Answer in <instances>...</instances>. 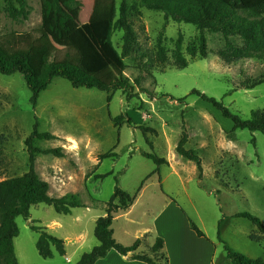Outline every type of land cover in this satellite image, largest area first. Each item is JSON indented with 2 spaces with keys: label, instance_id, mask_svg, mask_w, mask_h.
<instances>
[{
  "label": "rangeland",
  "instance_id": "1",
  "mask_svg": "<svg viewBox=\"0 0 264 264\" xmlns=\"http://www.w3.org/2000/svg\"><path fill=\"white\" fill-rule=\"evenodd\" d=\"M63 1L76 17L69 23V31L89 21L94 0ZM117 1L120 4L122 0ZM28 4V20L14 21L6 13V0H0V36L33 32L40 37L30 54L31 64L39 74L45 58L62 59L74 47L67 35L55 40L43 30L40 0H28ZM128 4L137 5L129 16L136 42L132 55L125 59L126 76L133 84L140 81L132 92L108 94L96 89H74L69 81L56 78L41 94L35 111L23 75L0 73V182L29 172L25 142L37 117L40 132L51 133L56 139L37 141L35 146L42 150L62 148L65 156L38 154L36 172L50 185L51 197L76 195L85 205L71 215H60L53 207L39 204L31 208L29 220L19 217L20 235L14 240L19 264H77L83 254L99 244L94 235L96 221L104 216L117 183L130 194L137 193L146 180L153 188L159 183L157 166L142 155L150 151L140 130L142 126L157 130L158 137L149 135L154 152L169 162L159 173L163 188L181 204L185 203L186 193L191 196L219 253L226 252L218 237L220 223L221 239L229 248L253 259H264V244L250 239V235L259 232L258 228L247 219L235 217L250 213L264 224V135L248 130L232 132V121L191 95L198 90L248 120L253 111L264 110V84L252 90L242 87L264 75V60L225 63L216 55L225 46L224 38L209 31L204 32L208 58L192 59L187 47L199 38L195 26L167 22L163 13L140 6L139 0H128ZM180 34L188 62L185 69H179L174 59ZM161 35L165 61L158 54ZM122 39L123 32L116 31L113 43L119 52ZM121 115L124 121L130 119L131 125L124 124L120 129L115 126L112 119ZM184 128L189 134L186 149L196 151L201 158L202 175L195 163L176 151ZM112 150L117 153L116 158L100 161V155ZM175 168L182 178L174 175ZM31 226L42 227L62 239L66 255L61 256L52 247L54 257L42 258L36 247L40 235Z\"/></svg>",
  "mask_w": 264,
  "mask_h": 264
},
{
  "label": "trees",
  "instance_id": "2",
  "mask_svg": "<svg viewBox=\"0 0 264 264\" xmlns=\"http://www.w3.org/2000/svg\"><path fill=\"white\" fill-rule=\"evenodd\" d=\"M40 2L43 30L55 40H62L63 36L67 35L74 47L73 51L67 52L59 60L50 61L49 58H45L42 71L37 74L31 64L30 54L40 37L33 32H11L0 36V73L5 76L17 73L23 75L31 91L30 102L35 111L41 94L56 78L69 81L74 89H96L108 94L117 91L127 94L134 90L135 85H140L139 80H135L134 84L131 83L125 74L128 69L125 59L132 55L136 42L129 16L131 10H137V5L129 6L128 0H122L120 4L117 0H94L89 21L69 31V23L76 19L74 10L63 0H40ZM6 3V13L12 20H28L30 16L28 0H6ZM139 4L150 11L163 13L167 22L185 23L196 27L200 32L197 43L187 47V53L192 59L208 58L210 52L204 32L209 31L223 36L225 46L216 55L225 63L231 64L250 59L264 60V0H139ZM116 31L123 32L122 52H119L113 43ZM183 41V35L180 34L174 52V59L179 69L188 67L187 59L183 54ZM162 43L161 35L158 54L160 59L165 61L166 49ZM262 84H264V75L242 88L252 90ZM191 95L198 96L220 111L224 118L232 121V132L248 130L264 135V110L253 111L251 118L244 120L231 112L222 101L198 90L192 91ZM110 100L111 96L108 97V101ZM183 100L185 99L181 101ZM112 121L119 129L124 124L131 125L130 119L124 121L122 115L113 118ZM39 128L40 122L36 117L33 132L25 142L30 162L29 172L21 177L0 182V264H19L14 243L20 235L17 219L23 217L29 220L33 206L46 204L53 207L60 215H71L73 210L85 207L76 195L67 194L60 198L49 195L50 185L41 179L35 169L37 155L63 158L65 154L62 148L42 150L36 147L37 141L56 139L55 135L40 132ZM140 130L150 150L142 152V155L153 161L157 166L156 173H160L161 167L169 165V162L154 152V144L149 135L158 137V132L147 126L140 127ZM188 142L189 134L184 128L176 151L184 159L194 162L202 175V160L196 151L186 149ZM117 156L112 150L100 155L99 159L103 161ZM105 177L107 175L97 176L95 179ZM138 192L130 194L121 189L117 183L111 199L106 203L104 216L96 221L94 235L99 244L90 252L83 254L77 264H96L98 260L106 258L112 250L132 261L145 264H169L165 243L161 238H157L149 245L147 243L149 234H146L130 247L114 239L112 227L114 214L120 210H128ZM235 217L247 219L264 235V224L258 217L250 213H240ZM190 224L191 229L199 237L206 238L191 219ZM31 229L40 235L36 247L42 258L54 257L52 247H55L61 256L66 255L65 242L62 239L51 235L42 227L31 226ZM218 237L224 244L227 259L236 264H264V259H253L229 248L221 239L220 225ZM251 239L256 241L257 237L251 236Z\"/></svg>",
  "mask_w": 264,
  "mask_h": 264
},
{
  "label": "crops",
  "instance_id": "3",
  "mask_svg": "<svg viewBox=\"0 0 264 264\" xmlns=\"http://www.w3.org/2000/svg\"><path fill=\"white\" fill-rule=\"evenodd\" d=\"M155 174L159 183H155L154 188L149 183L150 181L147 183L146 180L132 206L128 210H120L114 214L112 226L114 239L118 243L130 247L146 234H149L147 243L150 244L157 238H161L165 243L169 264H236L227 259L226 252L219 253L218 246L210 238L206 224L191 196L186 193V200H183L185 203L181 204L173 198L176 201L174 202L170 198L172 195L163 188L160 174ZM174 175L182 178V174L176 168ZM190 219L195 220L206 238L199 237L191 229ZM219 225L221 226L220 223ZM251 236L257 237L254 242L264 244V235H260L258 232L250 235V239ZM96 264L145 263L129 260L112 250L106 258L98 260Z\"/></svg>",
  "mask_w": 264,
  "mask_h": 264
},
{
  "label": "bare ground",
  "instance_id": "4",
  "mask_svg": "<svg viewBox=\"0 0 264 264\" xmlns=\"http://www.w3.org/2000/svg\"><path fill=\"white\" fill-rule=\"evenodd\" d=\"M77 145V144H76Z\"/></svg>",
  "mask_w": 264,
  "mask_h": 264
}]
</instances>
